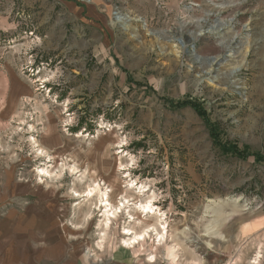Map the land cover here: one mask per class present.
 Returning a JSON list of instances; mask_svg holds the SVG:
<instances>
[{"label":"rangeland","instance_id":"rangeland-1","mask_svg":"<svg viewBox=\"0 0 264 264\" xmlns=\"http://www.w3.org/2000/svg\"><path fill=\"white\" fill-rule=\"evenodd\" d=\"M0 264H264V0H0Z\"/></svg>","mask_w":264,"mask_h":264},{"label":"bare ground","instance_id":"bare-ground-1","mask_svg":"<svg viewBox=\"0 0 264 264\" xmlns=\"http://www.w3.org/2000/svg\"><path fill=\"white\" fill-rule=\"evenodd\" d=\"M116 20L117 22L121 23L122 24V27L124 28V30L128 31V30H131V26L129 24L130 22V18L128 16H122V15H119L116 17ZM212 34H216L217 31L215 30H210ZM219 32L221 31L218 30ZM237 70V69H236ZM239 71V70H237ZM235 71V72H237ZM235 85H238L237 84V81L234 82ZM233 84V83H232ZM50 133H51V129H49ZM52 138V137H51ZM55 139V136H53L52 140ZM51 140V141H52ZM37 142H35L36 144ZM54 143V142H53ZM76 165V164H75ZM71 166L69 167L70 169V172H76L78 171L77 170V167L76 166ZM98 194L99 196V203L98 204L99 208L101 209V207L104 208V217H105V220H104V225L106 228L109 227L112 219H117L118 216L122 213V209H125L126 208V205L128 207V201L127 200H123L121 202V204H119L117 207L113 208L112 205L109 203L108 201V193L104 190V192L101 190V185L100 184H95L94 186L92 187H89V189L87 190L86 194L84 195L88 200L94 198L95 194ZM75 195H78L77 197H79V193L78 194H75ZM82 195V194H81ZM104 204V205H103ZM136 206L142 210L143 213L145 214H151L152 216L156 215V211L158 210L157 208L154 207V205L152 204L151 201H147L145 204H139ZM97 207V208H98ZM98 208V209H99ZM99 209V210H100ZM103 210V209H101ZM103 212V211H102ZM103 216V215H102ZM162 220V219H161ZM160 220V221H161ZM163 224V223H162ZM153 229V230H152ZM163 230H165V227L162 228ZM155 231L157 232V236H158V239L159 241H163L164 238H165V233L163 234L162 232L161 233H158L157 229L155 227H149L147 230H145L144 232H142L141 234H137L135 233L133 230L131 229H125L124 230V233L123 235L124 236H127L129 237L128 239L124 240V244L126 246H131V245H134V244H138L139 242L143 241L145 239V237L148 235L149 231Z\"/></svg>","mask_w":264,"mask_h":264},{"label":"trees","instance_id":"trees-1","mask_svg":"<svg viewBox=\"0 0 264 264\" xmlns=\"http://www.w3.org/2000/svg\"><path fill=\"white\" fill-rule=\"evenodd\" d=\"M172 105L174 107H187V106H191L193 107L196 112L198 113V115L203 119L204 123L206 124L207 128L209 131L212 130V135L215 138V146L218 148L219 146L222 147V149L224 150L225 154H232L234 156H237L239 158H246L247 156L249 157L250 155H254V154H248L245 152H241L240 148L233 143H222V142H218L217 141V137L218 135H216L215 132V124L212 123V121L210 120V118L208 117V114L205 110H203L202 105L197 103V102H190V101H184V102H177V104H173ZM259 160H261L260 156H259Z\"/></svg>","mask_w":264,"mask_h":264}]
</instances>
